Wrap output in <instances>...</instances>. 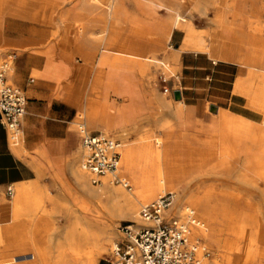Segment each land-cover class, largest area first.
<instances>
[{"label": "rangeland", "instance_id": "obj_1", "mask_svg": "<svg viewBox=\"0 0 264 264\" xmlns=\"http://www.w3.org/2000/svg\"><path fill=\"white\" fill-rule=\"evenodd\" d=\"M5 1L14 3L15 7L12 8L13 10L3 8L4 1L0 0V16L7 18L11 16L9 14L11 12V14L14 13L15 20L0 22V49L28 47L34 42L33 38L20 34L26 33L30 25L34 28L32 35L36 37L34 43L36 48L34 49H77L82 38L79 35L81 25L76 22L80 19H91L90 22L88 21L91 24L85 25L82 36L92 41L97 40L92 53L94 62L84 61L82 56L75 51L73 69L63 66L57 75L66 88L67 96L74 95L83 106L91 97L97 110L95 117L100 119L99 131L102 133L100 128H107L108 123L111 131L108 136L117 139L120 143L127 141L137 154L141 152L144 145L154 146L155 139L162 138L166 133L169 145L165 142L162 147L171 149L172 155L169 159L174 163L202 164L200 170L203 177L198 180L205 185L204 191L210 190L212 193L209 200L213 218L209 227L217 234V242L191 238L188 233L189 239L192 242L199 239L207 248L206 259L215 260L219 264H264V125L262 115L258 113V110L249 106L244 97L235 93L229 101H221L218 99L217 89L213 88L194 112L183 110L182 118L178 121L171 107L161 106L158 99L169 101L171 104L179 100L173 97V91L180 88L179 62L175 64L171 72L148 62L149 74H145L133 62L142 60L124 54H107V51L103 50L104 46L101 41L105 32L101 26L97 25L107 23L105 4L91 0ZM117 2L125 6L129 13L128 16L131 14L138 16L137 32L142 35L143 41L158 37L156 30L153 29L151 16L139 11L133 0H117ZM185 2L187 9L185 14L191 17L195 31L202 35L205 42H209L210 31L214 27L211 19L216 12V7H209L203 15L198 12L192 2L189 0ZM25 5L31 8L29 12L24 11ZM236 5H233L226 13L227 26L235 27L237 32H241L244 37L250 36L256 49H260L258 51L260 56H264V12L252 11L249 5H239V3ZM78 9L82 11L79 12ZM65 12L67 13L64 14ZM85 12L89 13L90 17ZM63 15H66L64 21ZM159 15L161 19H165L168 13L161 10ZM128 18H120L121 20L119 19L115 24L117 32L112 31L115 38L132 37L128 32ZM3 26L15 29L21 37L15 40L5 37L2 45ZM173 29L172 37L161 42L162 44L154 55L155 58L163 60L173 48H178L181 44L182 31L177 28ZM22 42L25 44L16 45ZM122 50L130 51L131 49ZM107 55L109 60L118 59L120 62L115 67L116 71L108 75L107 80L92 92L90 81L96 69L95 61L104 56L106 59L104 69L109 71ZM240 73L246 75V67L241 64ZM211 106H215L216 111H211ZM80 119V122L85 121L83 116ZM220 122L229 123L228 133H223L224 136L219 133ZM139 136L145 138L134 141ZM242 151L248 152L247 165H242V158H239V153ZM83 157L84 153L78 158L77 165H82ZM142 163V158L137 156L136 171L142 168ZM138 172L142 175V171L138 170ZM118 173L121 177L129 179V175L126 171H121V168ZM39 185L46 189L48 196L54 200L51 218L55 231L69 223V209H75L66 190L87 201V198L77 190L71 173L66 175L59 168L52 179L39 181ZM109 185L120 187L112 183ZM129 185L132 188V184ZM157 196L155 195L150 200L140 201L137 211L142 204L152 201ZM4 199L10 201L12 197L6 195ZM185 207L186 204H182V208ZM195 214L199 218V213L195 212ZM20 219V217L16 218L11 215L5 216L0 211V264H41L31 254L32 236L24 237L21 233L23 230H15ZM123 222H132V220L127 217H117L113 220L115 237L107 244L104 251L95 255L96 264H108L110 248L122 236L117 226ZM55 237L54 233L53 241H56ZM36 242L38 244L36 247L40 250L45 248V240L42 236L38 237ZM225 243H232L234 249L232 251L226 249ZM226 253L227 256H225ZM40 256V258L45 257L43 253ZM55 259L51 252L45 264H78L74 260L57 263Z\"/></svg>", "mask_w": 264, "mask_h": 264}, {"label": "bare ground", "instance_id": "obj_2", "mask_svg": "<svg viewBox=\"0 0 264 264\" xmlns=\"http://www.w3.org/2000/svg\"><path fill=\"white\" fill-rule=\"evenodd\" d=\"M2 1H4L2 4L3 8L12 9L15 7V4L9 1ZM91 1L107 6V23L97 24L105 32L104 37L101 39L104 46L103 50L107 51V54H124L128 57L142 60L133 61L138 65L142 73L149 74L148 62L156 64L158 68L160 67L167 72H171L175 64L179 62L181 51L207 52L214 60L236 61L245 66L246 75L237 77L234 82L233 93L244 97L249 106L258 110V113L262 115V123L264 125V56H260L258 53L260 49H256L250 36L244 37L241 32H237L235 27L227 26L226 23V13L236 3H239V5H249L252 11L262 13L264 12V0H189L198 12L203 15L206 14L209 7H216V12L211 19L214 27L210 31L209 42H205L202 35L195 31L191 17L185 14L187 13L185 0H133L139 11H143L151 16L153 29L157 32V38L145 41H143L142 35L137 32L138 16L135 14L128 16L129 13L121 2H117V0ZM30 10L31 8L25 5L24 11L29 12ZM161 10H165L168 13L165 19H161L159 15ZM78 11L82 10L78 9ZM86 14L88 15L89 13ZM65 16L63 15V21L66 19ZM88 16L90 17V15ZM121 16L122 18L129 17L127 19V26L128 32L132 36L131 38L124 36L118 39L112 34V31L117 32L115 24ZM88 21L90 22L91 19H80L76 22L81 25L79 27V35L82 38L81 44L77 49L84 61L92 63L94 62L92 53L97 40L92 41L82 36L85 25L91 24ZM173 28L182 31L183 40L181 44L178 48H173L163 60L155 58L154 55L160 44H162L161 42L170 39ZM22 44L25 43L22 42L16 45ZM122 49L131 50L124 51ZM115 58L117 59L118 57ZM95 62L96 69L90 81V91L92 92L96 91L99 85L107 80L108 75H112L116 71L115 67L120 61L118 59L109 60L107 55V65L110 67L109 71H105L104 69L106 63L104 56ZM10 75L11 71L7 73L8 79ZM68 99L74 105H78L80 118L82 116L83 118L85 117V121L79 122L78 127L84 126L86 129H90L91 124L97 123L99 125L100 119H96L95 117L97 110L93 105L91 97L84 106L80 105L77 97L74 95H69ZM158 101L163 107H171L172 113L178 121L182 118L184 107L181 99L175 101V104L161 99H158ZM109 127L107 123V128H100L102 134H110ZM228 129L229 123L223 124L220 122V135L228 133ZM144 138L143 136H139L134 141L143 140ZM165 142L169 145L166 133H164L162 138L157 137L155 139L153 142L154 146L152 144L144 145L139 154L136 153L135 149L127 141L119 142L120 160L118 172L121 168V171H126L129 175V179L123 177L129 184H132V188L129 189L120 185L121 188L110 186L109 183L111 184V182L108 175L102 177L100 185H94L91 182V176L82 168V165L80 164L79 166L77 162H71L69 170L76 188L81 195L87 198V201L71 194L67 190L65 191L70 197L71 204L75 205V209H69L70 221L59 230H54L55 226L51 218L54 200L48 196L46 189L40 186L38 181L16 184L10 201L5 200L3 197L0 199V211L5 216L11 215L12 217L21 218L15 230H23L21 233L24 237L32 236L33 242L30 244L31 254L41 264H45L51 252H53L57 263L74 260L78 264H96L95 255L104 251L107 244L115 237L113 220L117 217H127L138 223V203L150 200L155 195H160L165 191H172L175 194L172 205L166 211L167 214L173 213L183 218L184 209L190 206L196 213H199V225H189L188 233L191 238H201L207 240V242H217V234L209 227L213 218L209 200L212 193L210 190L204 191L205 185L199 182L201 177H203L200 170L203 165H195L192 162L174 163L169 159L172 155L171 149L169 147H162V144ZM76 152V157L78 158L84 153L82 144L77 147ZM137 156H140L143 160L142 168L138 169L140 172L142 171V175L138 170L136 171L138 167L135 164ZM239 158H242V165L248 164L249 156L247 151L239 153ZM202 191H204L203 194H201ZM184 203L186 207L182 208V204ZM40 231L44 234H41ZM54 233L56 241L52 240ZM41 236L45 240V248L43 250L36 247L38 246L36 239ZM194 242L201 243L199 239ZM201 244L204 245L203 243ZM225 245L226 249L231 251L234 249L232 243H225ZM42 253L45 255V257L42 256L44 258H40ZM225 256H227V253ZM203 261L202 264H219L215 260L206 259V257Z\"/></svg>", "mask_w": 264, "mask_h": 264}, {"label": "crops", "instance_id": "obj_3", "mask_svg": "<svg viewBox=\"0 0 264 264\" xmlns=\"http://www.w3.org/2000/svg\"><path fill=\"white\" fill-rule=\"evenodd\" d=\"M9 14L11 16L7 18L1 15L0 22L15 20L14 13ZM120 18L123 19L122 16ZM3 29L2 45L5 37L15 40L28 36L34 42L19 49H0L1 60L8 53L15 54L7 71H11L9 79L6 73V82L20 88L27 100L21 136L16 145L10 143L0 123V199L8 195V186L12 188L13 195L16 184L50 180L57 168L70 175L69 165L77 162L76 151L82 139L78 127L80 109L69 101L66 88L57 77L63 66L73 69V56L78 49H34L36 37L32 35L33 26L30 25L21 36L9 26H3ZM173 33L174 29L170 37ZM178 73L180 88L177 90L185 112H194L213 88L217 89L219 100L229 101L234 95V82L241 75L238 62L214 60L200 51H181ZM99 127L94 123L86 130L97 133L100 132Z\"/></svg>", "mask_w": 264, "mask_h": 264}, {"label": "built area", "instance_id": "obj_4", "mask_svg": "<svg viewBox=\"0 0 264 264\" xmlns=\"http://www.w3.org/2000/svg\"><path fill=\"white\" fill-rule=\"evenodd\" d=\"M14 53H8L0 61V123L10 143L16 145L21 136V122L26 112L24 92L6 82ZM84 149L82 168L91 176L94 185L102 183L108 175L109 181L126 189L129 183L118 173L120 143L100 132L90 133L79 127ZM12 195V188L7 187ZM174 192L167 191L141 205L139 222L119 223L117 229L121 239L110 248L108 264H202L207 248L188 237L189 225H199L194 209L185 208L184 217L167 214L174 200Z\"/></svg>", "mask_w": 264, "mask_h": 264}, {"label": "water", "instance_id": "obj_5", "mask_svg": "<svg viewBox=\"0 0 264 264\" xmlns=\"http://www.w3.org/2000/svg\"><path fill=\"white\" fill-rule=\"evenodd\" d=\"M173 97H174L175 100L180 99L181 98L180 91H178V90L173 91ZM210 110L211 111H216V107L215 106H211Z\"/></svg>", "mask_w": 264, "mask_h": 264}]
</instances>
